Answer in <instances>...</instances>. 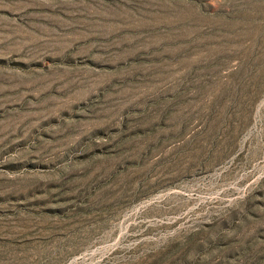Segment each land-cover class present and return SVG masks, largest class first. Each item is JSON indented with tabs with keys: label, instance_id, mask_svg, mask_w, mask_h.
Instances as JSON below:
<instances>
[{
	"label": "rangeland",
	"instance_id": "rangeland-1",
	"mask_svg": "<svg viewBox=\"0 0 264 264\" xmlns=\"http://www.w3.org/2000/svg\"><path fill=\"white\" fill-rule=\"evenodd\" d=\"M0 264H264V0H0Z\"/></svg>",
	"mask_w": 264,
	"mask_h": 264
}]
</instances>
